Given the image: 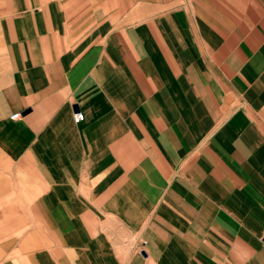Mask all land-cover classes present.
Instances as JSON below:
<instances>
[{
  "label": "crops",
  "instance_id": "crops-1",
  "mask_svg": "<svg viewBox=\"0 0 264 264\" xmlns=\"http://www.w3.org/2000/svg\"><path fill=\"white\" fill-rule=\"evenodd\" d=\"M0 173V264H264V0H0Z\"/></svg>",
  "mask_w": 264,
  "mask_h": 264
},
{
  "label": "rangeland",
  "instance_id": "rangeland-1",
  "mask_svg": "<svg viewBox=\"0 0 264 264\" xmlns=\"http://www.w3.org/2000/svg\"><path fill=\"white\" fill-rule=\"evenodd\" d=\"M11 189L5 185L4 175L0 173V263L4 261L10 244L20 240L27 220L22 197L16 192L12 196Z\"/></svg>",
  "mask_w": 264,
  "mask_h": 264
},
{
  "label": "built area",
  "instance_id": "built-area-1",
  "mask_svg": "<svg viewBox=\"0 0 264 264\" xmlns=\"http://www.w3.org/2000/svg\"><path fill=\"white\" fill-rule=\"evenodd\" d=\"M19 116H20L19 112H16L13 115H11L12 118H17ZM72 118H73L74 122H80V121L83 120L84 115H83V113L81 111H76V112L73 113Z\"/></svg>",
  "mask_w": 264,
  "mask_h": 264
}]
</instances>
